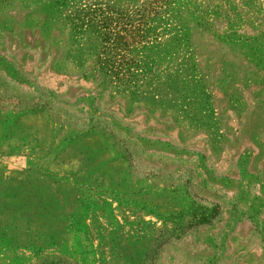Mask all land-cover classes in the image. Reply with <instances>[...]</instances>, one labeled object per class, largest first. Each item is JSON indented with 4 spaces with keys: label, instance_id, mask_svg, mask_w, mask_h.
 <instances>
[{
    "label": "rangeland",
    "instance_id": "obj_1",
    "mask_svg": "<svg viewBox=\"0 0 264 264\" xmlns=\"http://www.w3.org/2000/svg\"><path fill=\"white\" fill-rule=\"evenodd\" d=\"M0 264H264V0H0Z\"/></svg>",
    "mask_w": 264,
    "mask_h": 264
}]
</instances>
